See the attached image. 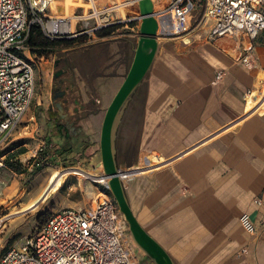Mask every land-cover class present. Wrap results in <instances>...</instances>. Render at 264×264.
<instances>
[{"label": "crops", "instance_id": "1", "mask_svg": "<svg viewBox=\"0 0 264 264\" xmlns=\"http://www.w3.org/2000/svg\"><path fill=\"white\" fill-rule=\"evenodd\" d=\"M125 28L80 40L76 48L61 46L51 64L25 53L34 79L42 76L44 92L33 106L45 122L44 139L54 123L66 127L88 145L84 160L97 152L105 110L133 57L137 33ZM184 34L157 31L138 142L160 162L123 185L127 202L174 264H264V103L247 114V98L237 90L263 87L264 32L252 44L246 74L207 39L185 44ZM168 40L174 52L165 48ZM140 167L130 163L123 171ZM244 214L256 227L253 236L239 223Z\"/></svg>", "mask_w": 264, "mask_h": 264}, {"label": "built area", "instance_id": "2", "mask_svg": "<svg viewBox=\"0 0 264 264\" xmlns=\"http://www.w3.org/2000/svg\"><path fill=\"white\" fill-rule=\"evenodd\" d=\"M85 1L80 0V6L69 15H56L53 7L58 0H0V145L16 131L34 97L33 63L25 57L32 27L39 28L49 41L88 42L103 30L140 21L139 14L133 18L120 14L137 5L135 0L104 6ZM186 3L188 0L153 1L159 27L158 18L174 13L181 19ZM203 18L210 24L208 41L233 44L243 51L242 62L247 65L253 42L264 32V0H204ZM132 29L138 32V26ZM101 175L103 182H97L93 205L56 211L19 249L2 250L0 264H139L121 241L125 223L108 194L107 178L103 172ZM7 221L0 214V234ZM239 223L248 235L256 233L248 215H242Z\"/></svg>", "mask_w": 264, "mask_h": 264}, {"label": "rangeland", "instance_id": "3", "mask_svg": "<svg viewBox=\"0 0 264 264\" xmlns=\"http://www.w3.org/2000/svg\"><path fill=\"white\" fill-rule=\"evenodd\" d=\"M76 1H78V3ZM126 1L127 0H95V2L100 6L120 4L122 2L125 3ZM61 2L62 0H58L57 5L53 7V14L69 15L80 6V0H64V3ZM81 2L86 1L81 0ZM185 7L190 9L186 14L187 16H185L183 19H176L174 13H172L170 16L158 18L159 20L161 19L160 28H166L169 30V32L171 29L175 31L177 28H180L185 32V34L182 36V41L185 44H190V42L194 40L202 41L201 39L203 38L207 39L208 41L210 24L205 23L203 18L204 0H188V3H186ZM120 14L121 16H127L131 18L137 16V5L126 7V9ZM168 17L173 19L167 21ZM133 23H135V26L138 24L136 22ZM116 27L117 29H120L124 26L118 25ZM130 28L132 27L127 25L125 29L129 30ZM78 43L79 41L75 42L72 45V48L78 47ZM210 43L214 44L212 42ZM165 44V48L168 51L174 52L170 46L172 45L171 40L166 41ZM215 47L227 54V56L231 59L236 71L243 70L246 74V72H250L252 70V56H249L248 64H244L242 62V58L244 57L243 51L237 49L233 44H216ZM60 56L61 53L51 54L44 58H46L51 64L54 59H59ZM58 63H60L59 65L62 64V62ZM126 73L127 70L125 71V75ZM262 74L264 78V70ZM231 85L234 87V84L231 83ZM226 86L228 94L234 92V90L230 87V83H227ZM141 88L145 94L146 82L142 84ZM237 90H239L240 93H242L246 98H248V96L251 94L257 95L258 93L256 91H251L249 87H242L239 89L237 88ZM42 92H44V88L41 76V80L35 79L34 97L28 113L24 116L16 131L13 132L6 142L0 145V214L4 215L8 219L3 231L0 234V254L2 250L9 247L19 249L25 243L28 237L34 236L37 232H39L50 216L56 211L66 208L89 207L94 204L98 195L99 184L96 181L90 180L81 174L69 175L62 181L61 186L58 188L55 194H49L47 198L36 208V210L26 214L25 216H22L21 219L12 222V219H14L12 217V213L20 210L34 198L33 195L35 193L36 182L38 179L43 178L47 181L53 172H63L69 169H78L88 174H93L94 172H103L100 162L99 146L97 148V152L95 151L93 154V158L75 161L72 166L67 168H64L63 163L61 164L54 158H50L46 161H40L41 157H38L37 154L45 147V143L43 141L45 136V122L40 116V110L37 109L38 107L33 106V104L40 96H42ZM260 92L264 93V84ZM138 97L139 99H132L133 105H130V107L128 105L126 108L117 132L116 161L118 169L122 171L126 170L128 164L130 163L136 164L140 161V164L142 165L144 158H149L150 160L155 158V155L147 154L148 152L139 146L138 134L142 120L144 101H142L141 96ZM260 99L261 98L258 97V101ZM259 104L260 102H258L257 106ZM134 105L135 107L137 106L136 109ZM34 115H36L38 118ZM32 125H36V128L34 127L33 132L30 133L29 130L31 129ZM14 139L16 140L13 141ZM22 144H24L23 147H21ZM21 150H23V153L17 156L15 152H22ZM12 155L14 156L12 158L13 163L17 162L19 165H21L23 170H26L22 174H16L5 166L4 162L6 158ZM35 159L37 161L36 164H34L32 161ZM152 164L155 165L156 162L153 161ZM36 167L38 170L34 174L32 172ZM126 182L123 183V185H125ZM108 194L113 199L109 191ZM122 219L124 221L123 217ZM121 241L123 245L130 251L132 256L136 258L139 264H153L145 257V255L132 241L126 223L123 229Z\"/></svg>", "mask_w": 264, "mask_h": 264}, {"label": "water", "instance_id": "4", "mask_svg": "<svg viewBox=\"0 0 264 264\" xmlns=\"http://www.w3.org/2000/svg\"><path fill=\"white\" fill-rule=\"evenodd\" d=\"M140 23L137 41L127 73L107 106L100 129L99 155L107 190L113 197L120 215L128 226L130 237L137 248L153 264H174L163 248L139 225L126 199L116 161L117 132L123 114L143 84L158 49V22L153 15L151 0H136Z\"/></svg>", "mask_w": 264, "mask_h": 264}, {"label": "trees", "instance_id": "5", "mask_svg": "<svg viewBox=\"0 0 264 264\" xmlns=\"http://www.w3.org/2000/svg\"><path fill=\"white\" fill-rule=\"evenodd\" d=\"M130 27H134L135 23H130ZM116 26H113L106 30H115ZM100 33L103 34L104 31ZM98 33V35L100 34ZM76 41L75 40H53L49 41L45 39L37 27H32L29 32L27 45L29 47L30 53L32 55H36L38 58L47 57L53 54L59 47H67L72 46ZM138 96L142 97V101H144L145 95L142 88H139L137 93L135 94L133 100L139 99ZM133 100L130 102V105H133ZM135 107V105H134ZM137 107V106H136ZM135 107V109H136ZM77 134H70L68 129L64 126H61L58 123H54L51 130L48 132L46 138L44 139V149L38 152L37 156L41 157L40 161H46L50 158L60 157L63 160V167L67 168L72 166L75 161L84 159V153L88 147V145L83 142H78L76 139H73ZM23 152L16 153L20 155ZM74 155V156H73ZM13 156H8L4 162L5 166L15 172L16 174L23 173L21 171V165L18 163H13ZM34 164L37 163L36 159L32 160ZM39 161V162H40ZM34 166V165H33ZM37 167L33 170L32 173L37 172Z\"/></svg>", "mask_w": 264, "mask_h": 264}, {"label": "bare ground", "instance_id": "6", "mask_svg": "<svg viewBox=\"0 0 264 264\" xmlns=\"http://www.w3.org/2000/svg\"><path fill=\"white\" fill-rule=\"evenodd\" d=\"M151 1L153 4L154 0H151ZM76 2H78V1H76ZM173 18H174V16H173ZM173 18L168 17L167 21L172 20ZM160 21H161V19H160ZM257 95H259V98H261L259 101H258V97H256ZM257 95L251 94L250 96H248L247 104H246V113L247 114H250L255 108H257L258 102H260V105L264 103V93L259 92V93H257ZM159 160L160 159L156 158V157L153 160H150L149 158H144L142 167H140L138 169H135V170L129 171V172L119 170L120 179L122 180V183H125L126 181L132 179L135 174H140L143 170L145 171L147 169L149 170L152 167H155L154 164H152V162L153 161L160 162ZM77 174H81V175L85 176L86 178H89L90 180L96 181L98 183L103 182L102 175L99 172H94L93 174H88V173H84L78 169L77 170L76 169H69V170H66L63 172H53L47 181L43 178L38 179V181L36 182L35 193L33 195L34 198L28 204L23 206L20 210L12 213V217L14 218V219H12V222L16 221L18 219H21L22 216H25L26 214L36 210V208L47 198V196L49 194H51V193L55 194V192L61 186V183L65 179V177H67L69 175H77Z\"/></svg>", "mask_w": 264, "mask_h": 264}, {"label": "flooded vegetation", "instance_id": "7", "mask_svg": "<svg viewBox=\"0 0 264 264\" xmlns=\"http://www.w3.org/2000/svg\"><path fill=\"white\" fill-rule=\"evenodd\" d=\"M55 94H56V90H55Z\"/></svg>", "mask_w": 264, "mask_h": 264}]
</instances>
